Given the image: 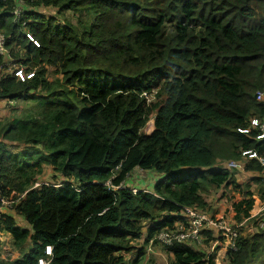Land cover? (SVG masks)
<instances>
[{
	"label": "trees",
	"instance_id": "16d2710c",
	"mask_svg": "<svg viewBox=\"0 0 264 264\" xmlns=\"http://www.w3.org/2000/svg\"><path fill=\"white\" fill-rule=\"evenodd\" d=\"M21 1L0 0L5 46L21 47L29 66L23 79L0 76V100H26L22 115L0 121V193L22 194L0 214V232L30 246L8 264H137L183 206L204 203L207 186H241L231 178L237 168L216 160L242 155L243 170H264L248 156L264 158L250 122L264 116L255 99L264 90V0ZM39 5L75 21L46 17ZM2 139L25 147L8 150ZM42 164L54 181L35 185ZM147 171L157 175L151 188L138 187ZM242 194L238 220L252 204ZM142 234L145 245L124 263ZM163 246L171 264H213L191 245ZM226 256L225 264H264V226L239 234Z\"/></svg>",
	"mask_w": 264,
	"mask_h": 264
},
{
	"label": "rangeland",
	"instance_id": "374dc122",
	"mask_svg": "<svg viewBox=\"0 0 264 264\" xmlns=\"http://www.w3.org/2000/svg\"><path fill=\"white\" fill-rule=\"evenodd\" d=\"M16 7H20L22 5L21 0H16ZM36 9L41 13L42 15L46 17H52L56 21H60L62 19H68L70 21H75V18L70 11H64L62 13L56 12V7L51 5H39L36 7ZM18 10L16 8L13 9L14 16L18 15ZM55 21V22H56ZM8 50V56H6L1 62L3 63L0 67V76H2L4 73L8 72L10 75H14L18 79H23L27 77L29 74V66L25 65L20 58L22 57V51L21 47H18L13 44L7 45ZM26 107V100L24 99H16L15 101H5L0 100V121L6 122L13 118V116H19L24 113ZM152 114H149L146 123L143 127V131H148L152 127ZM5 144V148L11 151H17L18 149H21L24 146V144L16 141H11L7 139L1 140ZM249 156V153H248ZM240 160L242 162L246 161V156L240 157ZM229 160H223L218 159L215 161V164H221L224 166L230 167L227 162ZM264 167V166H263ZM228 169H233L232 167ZM53 172L49 168L48 165L42 164L40 171L37 173L36 182L41 181H50L53 182L54 179L51 177ZM261 175L259 177V180H253L252 177L256 175ZM157 177L156 174H152L150 172H146V176H144L143 182L148 181L149 186L151 187L153 184V180ZM263 177V178H262ZM231 178H235L238 180L241 186L234 187L233 185L223 186L220 185L218 187L214 186H207L204 190L201 191V196L204 201V205H201L203 209H205L208 212H211L212 214H222L226 217V219L233 224L236 221H239L236 219V212L234 209V203L242 197V193L245 190H248L251 192L250 197L252 198V204L250 209L248 210V213L253 214V212L258 211L260 208L259 206L264 203V198L260 197V194H263L262 188L264 186V170L262 172H253L251 170H243L242 168L237 170L234 175L231 174ZM56 181V180H55ZM136 185H139L137 183ZM259 207V208H258ZM259 211H264V209H261ZM221 212V213H217ZM262 215H260V219L262 218ZM253 219H247L243 221L241 225L238 226V235L246 234L250 232V227H258V224L255 223V218ZM241 220V219H240ZM15 221L17 224L25 226L24 221L16 217ZM257 229V228H256ZM2 235V234H0ZM2 239V244H0V264L7 263V261L17 257L20 255L22 251L27 249L30 246V241L26 240L24 243H22L20 246L14 245L10 237L7 236V234L3 231V235L0 236ZM207 240H204V242L195 245L190 244L193 248L200 249L203 252H206V257L211 254L209 257L211 258V261L213 264H225L227 261L226 251L223 245H215L213 248H210L211 242L206 243ZM163 244L161 241L154 242L146 244V246H149V248H144L140 253L138 254V261L137 264H171V255L169 252L165 251L163 249ZM129 249L122 253L123 255V261L124 263H127L130 258L133 257V253L136 251L137 246L145 244L143 243V234L140 238L131 240L129 242ZM47 249V247H45ZM211 252V253H209ZM42 261L44 263V260L39 259V261ZM38 261V262H39ZM40 263V262H39Z\"/></svg>",
	"mask_w": 264,
	"mask_h": 264
},
{
	"label": "built area",
	"instance_id": "2783aa9c",
	"mask_svg": "<svg viewBox=\"0 0 264 264\" xmlns=\"http://www.w3.org/2000/svg\"><path fill=\"white\" fill-rule=\"evenodd\" d=\"M5 52H7V48L5 46V36L2 32H0V54H3ZM2 64L3 63L1 62L0 67L2 66ZM255 99L264 101V90H256ZM250 122L252 125H257L259 128V133L256 136L264 137V116L260 120L251 118ZM242 153H244V151H242ZM249 156L257 158L259 163L264 166L263 157L257 156L254 152H249ZM227 164L231 167H239V163L237 161L229 160ZM34 184L36 185L38 184V182H34ZM132 190L134 191L135 188H132ZM21 196L22 194L13 195V193H10L9 195H3L0 193V214L12 213V206L15 202L18 201ZM261 209H264V203H262L258 211L254 212L253 214L249 213L248 216L231 224L222 214H212L211 212H208L205 209L195 205L183 206L179 210V214L181 215L182 220L176 221L174 226L169 230H160L156 234L155 239L158 242L161 241L162 243L166 244L176 241L188 245H198L203 242L202 239L205 236L204 230H210V235L212 236L211 240L209 241L211 242L210 248H213L215 245H223L225 251H227L229 249L235 248V242L238 237V226L241 225L243 221L250 218L253 219L252 217L255 218L254 224H258V227L254 225L253 228L250 227V231L264 226V211H259ZM261 214L263 215L260 219ZM2 233L3 232H0V234ZM148 243H151V241H149ZM0 244H2L1 237ZM145 248H149V246H146ZM48 251L49 250L46 249V252ZM39 262L38 264H46L45 260L44 263L41 260Z\"/></svg>",
	"mask_w": 264,
	"mask_h": 264
},
{
	"label": "crops",
	"instance_id": "0c3cea01",
	"mask_svg": "<svg viewBox=\"0 0 264 264\" xmlns=\"http://www.w3.org/2000/svg\"><path fill=\"white\" fill-rule=\"evenodd\" d=\"M237 162L239 163V167H237V170H239V169H243V162L239 159V160H237ZM254 172V171H253ZM152 174V173H151ZM153 174H154V172H153ZM156 174V173H155ZM237 180V179H236ZM238 181V180H237ZM137 183V182H136ZM144 184V185H143ZM138 187H144V188H146V189H150L151 187L149 186V182L148 181H146V182H141L140 183V185L138 186ZM260 207V206H259ZM258 207V208H259ZM256 212V211H255ZM254 213V212H253ZM6 234H7V236H9L10 237V235H9V233H7V232H5ZM2 235H3V233H2Z\"/></svg>",
	"mask_w": 264,
	"mask_h": 264
},
{
	"label": "clouds",
	"instance_id": "9594fccd",
	"mask_svg": "<svg viewBox=\"0 0 264 264\" xmlns=\"http://www.w3.org/2000/svg\"><path fill=\"white\" fill-rule=\"evenodd\" d=\"M47 247V249L49 250L50 248H49V246H46ZM45 252H46V249H45ZM49 252V251H48ZM41 259V258H40Z\"/></svg>",
	"mask_w": 264,
	"mask_h": 264
}]
</instances>
